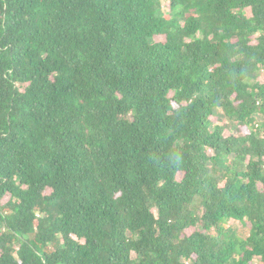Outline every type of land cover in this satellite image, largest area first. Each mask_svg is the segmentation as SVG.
Returning <instances> with one entry per match:
<instances>
[{
	"label": "trees",
	"instance_id": "obj_1",
	"mask_svg": "<svg viewBox=\"0 0 264 264\" xmlns=\"http://www.w3.org/2000/svg\"><path fill=\"white\" fill-rule=\"evenodd\" d=\"M262 69L264 0H0V264H264Z\"/></svg>",
	"mask_w": 264,
	"mask_h": 264
},
{
	"label": "rangeland",
	"instance_id": "obj_2",
	"mask_svg": "<svg viewBox=\"0 0 264 264\" xmlns=\"http://www.w3.org/2000/svg\"><path fill=\"white\" fill-rule=\"evenodd\" d=\"M161 2H162V3H165L166 0H161ZM163 11H164L165 13L168 12V10H167L166 8H164ZM247 13L249 14V10H247ZM157 39H159V38H157ZM160 40H161V38H160ZM258 81L261 82V83H264V69H262V70L260 71L259 76H258ZM213 122H214V123H218V124H222V123H224V122H222L221 120H219V119H217V118H214V119H213ZM224 133H225V135H228V134L230 133V130L226 129ZM180 177H181V174L178 175V178H180ZM5 200H6V199H3V201H5ZM234 227L237 228L239 234H241V235H245V237H246V236L248 235V233H249V223H248V222H246V223H244V224L235 223V224H234ZM193 230H194V229H190V230H188L187 232L190 233V232H192ZM133 257H135V255H133Z\"/></svg>",
	"mask_w": 264,
	"mask_h": 264
}]
</instances>
